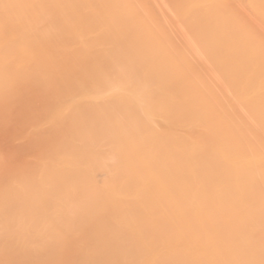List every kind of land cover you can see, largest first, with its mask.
I'll use <instances>...</instances> for the list:
<instances>
[{"label": "bare ground", "instance_id": "6f19581e", "mask_svg": "<svg viewBox=\"0 0 264 264\" xmlns=\"http://www.w3.org/2000/svg\"><path fill=\"white\" fill-rule=\"evenodd\" d=\"M0 264H264V0H0Z\"/></svg>", "mask_w": 264, "mask_h": 264}, {"label": "rangeland", "instance_id": "374dc122", "mask_svg": "<svg viewBox=\"0 0 264 264\" xmlns=\"http://www.w3.org/2000/svg\"><path fill=\"white\" fill-rule=\"evenodd\" d=\"M25 115L26 110L21 109L11 117L8 124L0 126V148L9 153L13 163H19L24 156L33 153L30 145L21 143L20 133Z\"/></svg>", "mask_w": 264, "mask_h": 264}]
</instances>
